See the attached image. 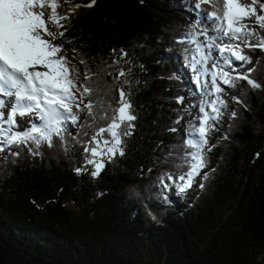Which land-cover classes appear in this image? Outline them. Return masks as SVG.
Returning a JSON list of instances; mask_svg holds the SVG:
<instances>
[{
  "label": "trees",
  "instance_id": "trees-1",
  "mask_svg": "<svg viewBox=\"0 0 264 264\" xmlns=\"http://www.w3.org/2000/svg\"><path fill=\"white\" fill-rule=\"evenodd\" d=\"M199 1L96 0L86 7L90 0H58L60 6L81 5L60 21L65 28L56 33L67 30L55 40L80 70L78 83L91 69L99 73L86 82L96 90L92 98L116 96L107 75L115 69L108 64L123 49L128 56L120 67L131 68L138 119L126 154L97 178L73 171L82 163L78 141L96 130L86 109L65 133L70 152L44 145L42 155L33 156L21 145V155L0 159V264H264V88L232 76L236 87H226L228 106L209 134L215 146L207 153L202 188L165 191V201L155 184L165 170H184L176 167L177 154L197 112L189 105L207 110L208 99L183 76L193 72L191 57L201 55V40L192 38L195 23L185 14ZM254 29L264 36V29ZM245 52L252 58L246 68H254L250 78L264 85V51ZM178 116L183 119L176 124Z\"/></svg>",
  "mask_w": 264,
  "mask_h": 264
},
{
  "label": "snow or ice",
  "instance_id": "snow-or-ice-1",
  "mask_svg": "<svg viewBox=\"0 0 264 264\" xmlns=\"http://www.w3.org/2000/svg\"><path fill=\"white\" fill-rule=\"evenodd\" d=\"M95 3L96 0H90L84 6L92 7ZM58 7V0H0V154H4L0 159L7 161L9 156L21 155V145L28 148L33 156L42 155L39 149L44 145L49 148L60 146L65 153L70 152L72 149L67 145L65 133L69 124L75 126L80 122L79 112L86 109L96 130L87 141H78L82 148V163L73 171L77 175L87 173L97 178L106 164L126 154L127 138L133 135L136 128L133 122L138 116L132 101L133 81L128 78L131 68L120 67L128 53L121 49L108 64V67L115 69L107 75L115 82L117 95L110 100L104 95L92 98L96 90L86 82L99 73L86 68L83 73L86 82L78 83L80 70L69 60L63 45L54 43L67 30L57 34L48 26L55 23L58 28H65L60 21L67 20L68 16L59 15ZM194 7L199 8L200 5L195 4ZM45 9L49 10L47 19ZM210 18L215 19L213 30L219 35L210 37L211 43H198L196 52L202 53L203 48L207 47L210 50L208 56H211V50L216 49L219 53L216 63H222L223 67L212 73L215 99L208 102L211 111L201 103L189 105L197 112L185 127V138L180 142V152L177 154L181 163L176 167L184 170H165L155 179L165 201H168L165 191L186 192L208 166L207 153L215 146H209V134L212 130H218L221 107L228 106L221 95L225 89L217 83L218 77L229 88H235L232 72L236 71L237 66L234 61L252 63V58L244 54L243 49L259 48L264 51V36L248 28V21H252L264 29V0H251L250 4H242L240 0H222L221 10L213 12ZM201 34L207 35V29ZM192 42L196 43L195 40ZM112 51L116 53L115 49ZM80 63L86 65L87 62L81 59ZM198 63L197 56L193 55L190 67L195 73H199L196 67ZM252 71L254 68H249L247 75L238 74L236 78L246 80L253 89L264 88V85L250 78ZM194 82H199V75ZM135 83L139 84L140 81ZM176 99L183 103L185 98L180 96ZM233 99L243 103L236 96ZM31 114L35 119L29 122L30 126L18 130L21 126L17 124L16 117ZM231 115L235 117L236 112L233 111ZM181 119L183 117L178 116L174 123L179 124ZM177 130L170 129L173 132ZM54 137L58 138L59 145ZM223 138L228 139L227 136ZM30 142L34 148L29 146ZM173 154L170 152L167 155ZM202 178L206 179V174ZM199 186L202 188L204 185L201 183Z\"/></svg>",
  "mask_w": 264,
  "mask_h": 264
},
{
  "label": "rangeland",
  "instance_id": "rangeland-1",
  "mask_svg": "<svg viewBox=\"0 0 264 264\" xmlns=\"http://www.w3.org/2000/svg\"><path fill=\"white\" fill-rule=\"evenodd\" d=\"M241 2L243 4H250L251 3V0H240V3ZM220 3H222V0H217V3H216V0H207L206 4H203V7L205 9H207V11H209V13L210 12H214L215 10L216 11H218V10L220 11L221 10V7H222V4H220ZM217 4H218V6H217ZM217 8H218V10H217ZM79 10L80 9L77 8L75 4H73V5H67V6H60L57 9V12L58 11H63L64 12V15H67L68 17H71L72 18V17H74L77 14V12ZM48 11H49L48 9H45V19H47V17H48ZM193 14L194 13H193V10H192L191 17H192ZM254 25L256 26V24L254 22L248 21V28H251ZM48 26H49V28H50L51 31H53L54 33H56V30H57L58 27H57V25L55 23H49ZM218 35H219V33H218ZM205 49H206L205 51H206L207 62L205 64V69H204L206 78H205V86H203V90H206V93L210 94V90H211V87H212V83H211L212 73L218 71L219 68L223 67V64L222 63H219V64L216 63V60L217 59L214 58V51H211V56H208V53H209L210 50L207 47H205ZM237 63H238V65H237ZM234 64L237 66L236 70H238L239 69V66H241L243 63L242 62H238V61H234ZM184 68H186V66H184ZM225 70L227 71L228 69L225 68ZM183 76L185 77L187 75H183ZM189 78L191 79L192 76H189ZM194 80H192V82H194ZM217 83H219L220 85H222L221 87H223L225 85V84H223L222 80H220V79L217 80ZM196 91L198 93H200V94L202 92L201 89H200V87H197L196 88ZM184 97L185 98H188L187 95H184ZM26 118H27V121H29V122H30V119L33 120V118H31L30 115H27L25 117H22V119L24 121H25ZM22 119H21V121H22ZM29 125H30V123H29ZM26 127H28V125L25 122V123L22 124V126L18 130H23ZM202 177H201V179H202ZM201 179H199L198 182H200Z\"/></svg>",
  "mask_w": 264,
  "mask_h": 264
},
{
  "label": "bare ground",
  "instance_id": "bare-ground-1",
  "mask_svg": "<svg viewBox=\"0 0 264 264\" xmlns=\"http://www.w3.org/2000/svg\"><path fill=\"white\" fill-rule=\"evenodd\" d=\"M220 4H222V3H220ZM242 73V72H241ZM243 74V73H242ZM25 116H27V115H25ZM25 116H23V117H25ZM31 116V118H33V120L35 119V116H34V114H31L30 115ZM21 117V116H20Z\"/></svg>",
  "mask_w": 264,
  "mask_h": 264
}]
</instances>
